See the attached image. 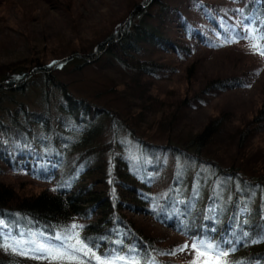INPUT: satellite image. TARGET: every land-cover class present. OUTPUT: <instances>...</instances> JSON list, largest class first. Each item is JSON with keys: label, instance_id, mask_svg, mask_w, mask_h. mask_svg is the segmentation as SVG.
<instances>
[{"label": "trees", "instance_id": "16d2710c", "mask_svg": "<svg viewBox=\"0 0 264 264\" xmlns=\"http://www.w3.org/2000/svg\"><path fill=\"white\" fill-rule=\"evenodd\" d=\"M224 1L219 6L207 0H142L93 51H71L47 62L32 58L28 68L0 72V221L13 231L23 227L49 238L75 224L74 235L91 252L129 256L140 264H191L194 259L214 264L210 253L195 254L196 259L178 250L199 240L227 251L221 258L227 264H264V157L256 164L248 146L264 133V93L254 114L235 131L236 152L242 151L245 161L236 155L225 160L208 152L227 121L223 112L187 138L167 134L156 139L151 129L138 132L128 124L133 115L124 119L108 106L106 96L116 88L96 93L93 101L55 76L70 64L80 70L109 59L130 74L124 87L134 89L142 79L174 75L176 64L201 50L225 51L249 66L241 64L240 74L210 81L192 99L204 102L201 97H213L214 91L245 88L248 77L264 70L259 54L264 0ZM171 24L181 42L164 32ZM246 26L254 38H239ZM166 55L172 56L168 64L153 58ZM103 95L106 103L101 104ZM185 102L177 100V109ZM135 217L181 241L151 235ZM0 240L8 243V236L0 233ZM172 250H177L174 255L167 254ZM0 264L56 262L20 255L0 243Z\"/></svg>", "mask_w": 264, "mask_h": 264}, {"label": "rangeland", "instance_id": "374dc122", "mask_svg": "<svg viewBox=\"0 0 264 264\" xmlns=\"http://www.w3.org/2000/svg\"><path fill=\"white\" fill-rule=\"evenodd\" d=\"M141 1L0 0V72L19 67L28 68L32 58L47 62L49 59L66 57L71 51L80 54L93 51L98 43L117 30L119 24L132 12V8ZM207 1L219 6L226 4L224 0ZM219 11V14L224 13L223 10ZM163 30L168 35H175V42H181V33L176 25H168ZM153 58L160 59L161 64H168L172 56ZM241 64L249 66L246 60L240 62L229 58L225 51L201 50L189 61L176 64L174 69L177 73L174 75L164 80L142 79L134 89L124 87L129 83L130 74L120 70L109 59L98 66H81L80 70L70 64L69 69L62 67L55 72V76L60 82L66 83L74 94L91 97L93 101L96 93H106L109 89L116 88V92L106 96V100L110 101L108 106L124 119L133 115L127 120L128 124L138 132H148L151 129L148 133L156 139L165 140L167 134L187 138L190 134L199 132L211 117L223 112L227 121L220 133L212 138L208 152L225 160L236 155L238 159L245 161L242 151L236 152L235 131L254 114L263 99L264 70L248 77L245 88L228 89L222 93L214 91L213 97L200 95L204 102L192 99L210 81L240 74ZM105 95L98 99L99 103H106L103 98ZM53 98L57 96H50L51 110L55 107ZM181 99H185L186 104L177 109L176 101ZM170 127L171 130H168ZM248 146L258 164L264 157V133L251 138ZM247 163L250 164L249 161ZM134 219L148 225L151 235L171 238L175 244L181 241L143 217ZM0 233L8 236L9 244L19 239L21 233L25 234V238L32 239L42 234L23 227H17L13 231L11 225L5 222L0 226ZM187 245L189 247L182 251L185 257L193 256L198 259L199 256L195 255L198 253L191 250V244ZM92 253H89L90 257ZM100 257L102 260L105 258ZM92 264H96L94 257Z\"/></svg>", "mask_w": 264, "mask_h": 264}, {"label": "snow or ice", "instance_id": "6c2138e0", "mask_svg": "<svg viewBox=\"0 0 264 264\" xmlns=\"http://www.w3.org/2000/svg\"><path fill=\"white\" fill-rule=\"evenodd\" d=\"M253 34V29H247L246 35L239 38L252 39L254 38ZM259 39L264 41V29L261 30ZM252 47L255 48L256 45H252ZM259 54L264 56V44L261 45ZM2 224L3 222L0 221V226H2ZM77 227V225L73 224L71 229L66 230L61 235H54L51 238L44 237L42 234L37 236L36 239L25 238V234L21 233L20 238L11 241V244L2 240H0V243H3L5 246H10L13 252H18L20 255H28L37 259H49L50 262L55 261L56 264H92V257H94L96 264H139L138 261L129 256H113L111 259H108L109 254H106L105 258L102 260L100 256L92 253L90 257L89 253L91 250L82 244L78 235H74V230ZM188 247L189 246L185 244L178 250L184 251ZM191 250L202 257L209 253L212 254L215 258L214 264H227V261L221 258L227 257L229 253L221 249L218 244H213L211 241H193ZM176 251L177 250H172L167 254L174 255ZM153 264H155V262H153ZM191 264H198V262L194 259Z\"/></svg>", "mask_w": 264, "mask_h": 264}]
</instances>
